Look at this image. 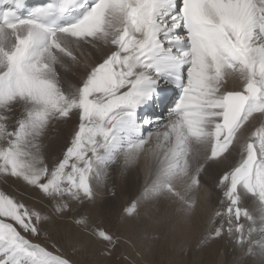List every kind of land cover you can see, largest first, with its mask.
Returning a JSON list of instances; mask_svg holds the SVG:
<instances>
[{"label": "snow or ice", "instance_id": "snow-or-ice-1", "mask_svg": "<svg viewBox=\"0 0 264 264\" xmlns=\"http://www.w3.org/2000/svg\"><path fill=\"white\" fill-rule=\"evenodd\" d=\"M0 3L12 5L0 11V174L51 205L37 210L0 190V264H70L32 242L50 240L47 213L95 203L91 179L103 184L119 155L129 163L145 145L152 154L167 148L159 185L211 141L229 221L233 213L251 219L241 189L264 203V125L243 131L256 114L264 118V0H61L60 15L82 10L62 27L45 23L52 5L21 16L24 0ZM70 121L62 157L47 161L43 138ZM124 211L133 215L135 202ZM87 220L85 210L75 223Z\"/></svg>", "mask_w": 264, "mask_h": 264}, {"label": "rangeland", "instance_id": "rangeland-1", "mask_svg": "<svg viewBox=\"0 0 264 264\" xmlns=\"http://www.w3.org/2000/svg\"><path fill=\"white\" fill-rule=\"evenodd\" d=\"M140 163L142 164V162ZM112 164H110L111 167L117 163ZM117 175L118 177L113 181L115 186L112 189L116 195L110 196L111 199L118 197L115 201L105 205L99 211L96 204L92 206L94 203L86 204L73 211L72 208L76 207L73 203L68 211L59 216L55 215L56 223L66 222V230L57 229L50 231L49 223L47 233L50 236V240L41 239L37 241L53 251L55 255H61L69 259L70 264H248L250 261L252 262L258 249L251 246L247 239L244 238L243 241V238H236L234 232L239 237L244 227L242 231H237V227L243 226V223L242 220H239L240 223L235 220L234 213L230 221L226 220L223 222H228L227 227L224 229L221 227L222 223H218L219 225L215 224L216 227L214 229H217V231L219 229L221 233L216 237L221 243L218 254H198L199 249L197 248L200 245L209 247L211 243L210 237L217 233L213 232L212 234L215 226L213 223L215 222H211L213 218L209 217L208 221L211 223H207L206 213H203L206 205L204 203L201 205L199 202V199L201 200L200 197L206 195L208 187V181L204 180L206 176L204 178L201 177L203 180H198L194 184V182L192 183V174L189 170L184 171V168L183 170L180 168L173 179L162 181L157 185L158 177L156 174L152 178L153 180L151 179L152 181H148V186L143 183V188L141 187L142 190L136 198V195L131 192L127 180L130 177L126 176L127 179H119L120 174ZM139 179L142 180V178ZM165 184H167V187L164 186ZM139 185L140 183H135L133 189H137ZM102 190L101 192H105L104 190L106 189ZM3 191L12 195L7 189H3ZM240 191L242 192V190ZM132 200L137 204L136 211L129 216L125 214L124 210L133 203L131 202ZM185 201L192 202V211L189 210L190 207L185 204ZM255 201L261 202L257 197ZM181 202L184 206H179ZM138 204H140L139 210L137 209ZM227 206L229 205L225 206L224 213L229 219L227 212H225L228 208ZM180 208H183V212ZM245 208L248 209L247 206ZM43 209L46 210L44 207ZM85 210L88 212L86 225L76 224L75 221L79 219ZM94 213L100 217H94ZM216 213L218 214L216 215L217 217L221 214L220 211ZM65 217L67 220H64ZM232 220L233 224L231 223ZM237 224L241 225L237 226ZM71 225L74 232L70 236ZM230 226L232 227L231 233L235 234L232 239L222 235L223 230L230 233L228 230ZM53 228L56 229L55 226ZM178 228L180 232L172 235L174 230ZM76 230L78 233L82 232L81 237L76 236L75 238ZM99 230L107 232L112 237V242L105 241L95 235L94 231L98 232ZM169 230L171 233H167ZM207 230L210 231L208 232ZM72 236L73 239L71 238ZM238 239L242 242H238ZM53 245L55 246L53 247ZM226 247H228L226 249L227 252L225 251ZM237 252L239 253L238 259L234 262ZM199 256L200 259L198 260L196 257Z\"/></svg>", "mask_w": 264, "mask_h": 264}, {"label": "bare ground", "instance_id": "bare-ground-1", "mask_svg": "<svg viewBox=\"0 0 264 264\" xmlns=\"http://www.w3.org/2000/svg\"><path fill=\"white\" fill-rule=\"evenodd\" d=\"M83 59L86 60V62L89 65H95L97 63L96 55L94 53H91V52H86ZM77 71L79 72L80 75L83 74L82 68L78 69ZM61 74L64 77V79L67 81H71L73 83H76L78 80V76L73 75L72 73H67V72L62 71ZM171 97L175 98V93H171ZM152 111L153 110L150 109L148 114H151ZM155 111L159 112V111H161V109L157 108V109H155ZM152 118L154 120L158 119V117L155 115H153ZM262 125H264V118H261L259 116V114H256V116H254V118L249 122V124L245 125V129L243 131H244L246 136H249V135H252L253 132L256 129H258L259 127H261ZM75 128H76L75 123L71 122V121L67 124L59 123V124H56L54 127L49 128L48 132L46 133L45 137L43 138V143L45 145L44 154H45V159L47 161L56 160V159L62 157L63 152L66 149V146L70 143V140L74 134ZM211 146H212L211 141H207V142H204V143H201L200 145H198L196 152H194L191 155H188L186 158L182 157L180 162L177 161V163L179 165L177 168V171L179 172L180 168L182 170L184 168V171L189 170V172L192 174V183L194 182V184H196V182L198 180H203L202 178H204V176H206L204 179V180L208 181V187L206 189V195L204 197L203 196L200 197L201 200L199 199V202L201 205H203V203L206 205V208L204 209L203 213H206L207 223L213 222L212 219H211V222L208 221L209 217H211V218H215V221H214L215 223H213L215 225L218 223L219 224L223 223L224 221L229 220V219L227 218V216L224 213V209H225V206L227 205V202L221 203V201L224 200V197L222 196V190L218 187V177L220 176V174L222 173V171L224 169L222 168V166L218 165L215 161H212L211 159H209ZM148 147H149V145H145L144 150L138 151L136 154V158L129 163H124L125 162V156L123 154L119 155V157L117 158V160L115 162L117 164L112 166V167L109 166L107 168L108 175H107V179L105 180V182L103 184H97V181L95 178L91 179L92 186H93V192L96 193L95 194V196H96L95 197V203L92 206H95V204H96L98 211H99V209L103 208L105 205L111 204L113 201H115L118 198V197H114L113 199L110 198V196L116 195V194H113L112 189L115 186V185H113V181L118 177L117 174H120L119 179H122V178L127 179L126 176L130 177V179H127V180L129 182L131 192L134 195H136V198L138 197L139 192L143 188L142 187L143 183H146L145 185H147L148 181L151 180L152 178H154L156 176V174L158 177V173L162 167V160L165 157L167 148L161 149L158 152V154H152V153H149L147 151ZM236 160H238V156L233 157L232 163H235ZM140 162H142V164ZM110 170H112V172H110ZM197 177H198V179H197ZM139 178H142V180H140ZM193 178H194V180H193ZM135 183L136 184L140 183V185L137 189H133V185ZM0 189H2V190L7 189L13 196L19 198L26 205L33 207L37 210L43 209V207L45 208V206H47L48 208L51 207L48 199L44 196L43 193H41L37 189H33L32 187L27 186L23 181L17 180L16 178L8 177L4 174H0ZM101 189H103V190L106 189V190H104L105 192H101ZM196 189H198V188H196ZM179 198H182V197H179ZM205 199H206V202H205ZM255 199H256L255 196L248 195L247 193H245L242 190L240 205H241L242 209H246L245 207L247 206L248 209H246V210H247V213L249 214V216L251 217V219H246L242 216V219H240V220H242V223H243V227H244L243 231H242V233L239 234V237H238L236 232H234V233L236 234V238H240V239L243 238L242 239L243 241L245 238V239H247V241H249L251 246H254V247H256V249H258L255 252V256L253 257L252 262L250 261L248 264H264V203H261V202L258 203V202H256L258 200L255 201ZM131 202H133V200ZM135 204H136V202H135ZM185 204H187L190 207V209H189L190 211L193 210V208L191 210V207H192L191 201H185ZM139 206H140V204H138V208H137L138 210H139ZM179 206H184V204L181 202ZM227 207H229V206H227ZM180 209L182 210L183 208H180ZM110 210H111V208H110ZM218 211H220L221 214L217 217L216 215H218V214L216 212H218ZM182 212H183V210H182ZM47 214H49L51 216V220L49 222L50 223L49 224L50 231H53V230L55 231L57 229L58 230H66V228H67L66 222L63 223V221H62V223H60V222L56 223L55 217L58 215L55 216V214L51 213V212L47 213ZM98 214H99V212H98ZM94 217H100V216L97 215L96 213H94ZM57 218H59V217H57ZM64 220H67L66 217L64 218ZM231 223L233 224V220L231 221ZM213 224H211V225H213ZM223 224H224L223 225V229H224L225 227H227L228 222L223 223ZM239 225H241V224H239ZM239 225L237 224V226H239ZM53 226H55L56 229H54ZM207 227H209V226L207 225ZM215 227H216V225L213 227L212 234H213V232H217V229L216 230L214 229ZM179 228L177 230L175 229L174 232L172 233V235H176L177 233H179L180 232ZM72 229L73 228L71 225L70 233H69L70 236H71V234L73 235V232H74V231H72ZM223 231L224 232H222V235L227 236L230 239H232V237L235 236L234 233L230 234V233H228V231L226 232V230H223ZM76 232H77V230H76ZM77 233H75V238H76V236L81 237L80 235L82 232H79L78 233L79 235ZM167 233H171V231L169 230V231H167ZM216 237L217 236L213 237V235H212V238H210L211 243H210L209 247L204 246V245H200L197 248V249H199L198 254L203 255V254L209 253V254L217 255L219 252L221 243H219V241L216 239ZM71 238L73 239V236ZM67 241H70V240H67ZM229 241H231V240H229ZM32 242L38 243L42 247H45L47 249V247L45 245H42L41 243H39L35 239H33ZM247 245H248V243H247ZM227 248L228 247L225 248V251ZM47 250L53 253V251H51L49 249H47ZM238 254L239 253L237 252L236 256L234 258V262L238 259ZM229 257H230V255H229ZM196 258L199 260L200 256L196 257ZM231 258H232V256H231ZM240 262H241V260H240Z\"/></svg>", "mask_w": 264, "mask_h": 264}]
</instances>
